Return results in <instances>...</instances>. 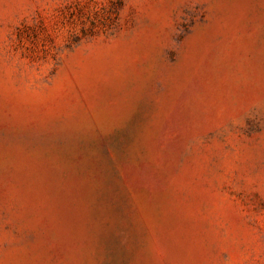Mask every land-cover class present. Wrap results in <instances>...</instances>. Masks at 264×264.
<instances>
[{
  "label": "rangeland",
  "instance_id": "1",
  "mask_svg": "<svg viewBox=\"0 0 264 264\" xmlns=\"http://www.w3.org/2000/svg\"><path fill=\"white\" fill-rule=\"evenodd\" d=\"M0 264H264V0H0Z\"/></svg>",
  "mask_w": 264,
  "mask_h": 264
}]
</instances>
